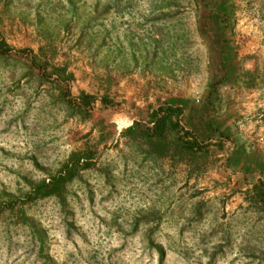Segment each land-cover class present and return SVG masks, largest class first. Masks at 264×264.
<instances>
[{
  "label": "rangeland",
  "instance_id": "rangeland-1",
  "mask_svg": "<svg viewBox=\"0 0 264 264\" xmlns=\"http://www.w3.org/2000/svg\"><path fill=\"white\" fill-rule=\"evenodd\" d=\"M1 39L0 264H264V0H0Z\"/></svg>",
  "mask_w": 264,
  "mask_h": 264
},
{
  "label": "trees",
  "instance_id": "trees-1",
  "mask_svg": "<svg viewBox=\"0 0 264 264\" xmlns=\"http://www.w3.org/2000/svg\"><path fill=\"white\" fill-rule=\"evenodd\" d=\"M0 44L1 46H6V43L3 39H1ZM88 98L89 95L85 94L84 95V99L86 100L85 103H88L87 101ZM176 110H178V108L171 105L168 106L167 109H165L164 107H160L157 111L153 113L154 127L152 128L153 130L152 134L154 136H162L166 132L168 125L172 121L173 112H175ZM133 128L134 127L132 126L129 127L130 130H132ZM184 131H185L184 134L186 136L190 134L189 129H184ZM187 146L190 149L201 148L200 144L197 141H187ZM80 160L81 157L78 158L76 161H80ZM78 166H79V162L75 163V161H71L70 163L66 164L60 171L59 175L54 177L51 183L46 185L47 187H49V185L50 186L52 185L53 187L50 191H48V194L56 193L59 188L63 187L68 181L73 179L75 176V170L78 168Z\"/></svg>",
  "mask_w": 264,
  "mask_h": 264
}]
</instances>
